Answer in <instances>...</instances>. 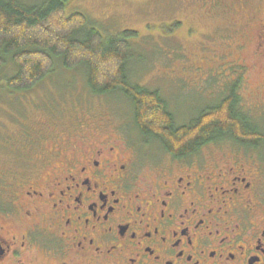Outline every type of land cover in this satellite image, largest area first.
<instances>
[{
	"label": "flooded vegetation",
	"instance_id": "af4514ba",
	"mask_svg": "<svg viewBox=\"0 0 264 264\" xmlns=\"http://www.w3.org/2000/svg\"><path fill=\"white\" fill-rule=\"evenodd\" d=\"M256 42L263 57L264 18ZM98 126L30 132L39 151L1 177L0 264H264L263 166L201 151L222 138L143 163Z\"/></svg>",
	"mask_w": 264,
	"mask_h": 264
},
{
	"label": "rangeland",
	"instance_id": "374dc122",
	"mask_svg": "<svg viewBox=\"0 0 264 264\" xmlns=\"http://www.w3.org/2000/svg\"><path fill=\"white\" fill-rule=\"evenodd\" d=\"M22 1L41 4L46 0ZM65 10L66 14H85L87 27L105 39L127 29L137 32L129 40V81L158 90L176 125L187 124L236 87L238 109L257 127L261 142L253 147L224 137L201 151L207 155L221 151L240 154L264 167V56L255 54L264 0H67ZM6 60L0 70V199L3 172L23 167L31 153L26 146L33 145L35 152L39 151L30 132L37 137L42 130L46 146L50 141L46 137L55 128L73 135L80 129L90 133L92 126L99 124L135 145L143 163L168 156L159 137L145 136L137 127L134 105L123 92L96 95L90 90L84 66L67 69L55 58L54 70L45 80L30 92L10 94L6 79L16 67L9 57ZM80 121L83 125L78 127L82 128L70 127Z\"/></svg>",
	"mask_w": 264,
	"mask_h": 264
},
{
	"label": "trees",
	"instance_id": "16d2710c",
	"mask_svg": "<svg viewBox=\"0 0 264 264\" xmlns=\"http://www.w3.org/2000/svg\"><path fill=\"white\" fill-rule=\"evenodd\" d=\"M66 2L0 0V70L7 57L16 67L6 79L7 88L12 90L10 94L30 92L53 72L55 58H59L67 69L86 68L87 84L94 94L123 92L134 105V121L142 134L159 137L174 155L199 150L217 138L232 137L242 145L253 147L261 142L257 127L238 109L236 87L187 124L176 125L158 90L129 81V40L137 32L127 29L119 36L105 39L100 32L87 27L85 14H66ZM0 87L2 96L3 84Z\"/></svg>",
	"mask_w": 264,
	"mask_h": 264
}]
</instances>
